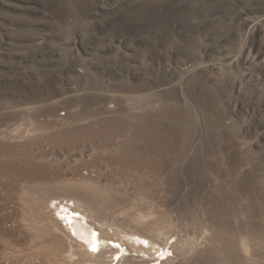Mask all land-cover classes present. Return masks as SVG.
Masks as SVG:
<instances>
[{
    "label": "rangeland",
    "instance_id": "1",
    "mask_svg": "<svg viewBox=\"0 0 264 264\" xmlns=\"http://www.w3.org/2000/svg\"><path fill=\"white\" fill-rule=\"evenodd\" d=\"M47 198L264 264V0H0V264L50 262Z\"/></svg>",
    "mask_w": 264,
    "mask_h": 264
},
{
    "label": "bare ground",
    "instance_id": "2",
    "mask_svg": "<svg viewBox=\"0 0 264 264\" xmlns=\"http://www.w3.org/2000/svg\"><path fill=\"white\" fill-rule=\"evenodd\" d=\"M53 199L47 198L40 203H35L41 214V226L34 227L37 237L45 239L46 236L49 238L52 236L54 238L53 242L49 241L43 244L39 250L47 254L46 256H48L50 261L48 264L185 263V261L177 263L174 257H165V259L154 258L155 255L160 254L162 249L160 256L164 254V247L161 248L163 243L159 245L160 242L158 241V238H161V234L158 238H153V229L151 230V228H148V230L141 229L142 231L128 229L129 232H125L126 228L111 227L107 230L101 225L99 229H96L88 223L89 213L82 208L79 204L80 202L74 201L75 208H66V210L60 211L61 213L58 215H54L53 207L55 204H53ZM143 219V216L139 215V217L132 218L131 221L140 224ZM63 236H67L69 239V250L63 249L58 241ZM241 247L248 258L249 245L245 239L242 240ZM202 248L200 246L193 251L199 255L203 250Z\"/></svg>",
    "mask_w": 264,
    "mask_h": 264
}]
</instances>
